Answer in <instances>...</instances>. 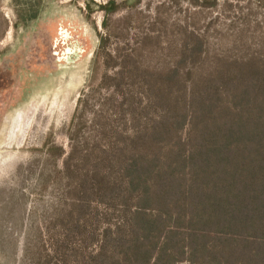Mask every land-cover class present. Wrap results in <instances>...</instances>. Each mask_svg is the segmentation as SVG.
I'll use <instances>...</instances> for the list:
<instances>
[{
  "label": "trees",
  "instance_id": "trees-1",
  "mask_svg": "<svg viewBox=\"0 0 264 264\" xmlns=\"http://www.w3.org/2000/svg\"><path fill=\"white\" fill-rule=\"evenodd\" d=\"M200 54L108 77L94 138L57 148L43 264H264V49L205 76Z\"/></svg>",
  "mask_w": 264,
  "mask_h": 264
},
{
  "label": "rangeland",
  "instance_id": "rangeland-1",
  "mask_svg": "<svg viewBox=\"0 0 264 264\" xmlns=\"http://www.w3.org/2000/svg\"><path fill=\"white\" fill-rule=\"evenodd\" d=\"M195 46L187 67L203 76L264 49V0H0V264L44 263L66 185L57 148L94 138L108 77Z\"/></svg>",
  "mask_w": 264,
  "mask_h": 264
},
{
  "label": "flooded vegetation",
  "instance_id": "flooded-vegetation-1",
  "mask_svg": "<svg viewBox=\"0 0 264 264\" xmlns=\"http://www.w3.org/2000/svg\"><path fill=\"white\" fill-rule=\"evenodd\" d=\"M110 4H112V3H110ZM102 8H105V7H102ZM106 9V8H105ZM111 9H113L111 12H113L114 11V8H111ZM108 10H110V9H107L106 10V14H109V13H111V12H109Z\"/></svg>",
  "mask_w": 264,
  "mask_h": 264
},
{
  "label": "bare ground",
  "instance_id": "bare-ground-1",
  "mask_svg": "<svg viewBox=\"0 0 264 264\" xmlns=\"http://www.w3.org/2000/svg\"><path fill=\"white\" fill-rule=\"evenodd\" d=\"M23 119V118H22Z\"/></svg>",
  "mask_w": 264,
  "mask_h": 264
}]
</instances>
